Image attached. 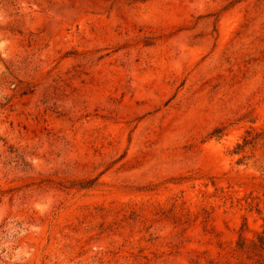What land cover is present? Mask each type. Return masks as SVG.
Returning a JSON list of instances; mask_svg holds the SVG:
<instances>
[{
    "label": "rangeland",
    "instance_id": "obj_1",
    "mask_svg": "<svg viewBox=\"0 0 264 264\" xmlns=\"http://www.w3.org/2000/svg\"><path fill=\"white\" fill-rule=\"evenodd\" d=\"M263 227L264 0H0V264H257Z\"/></svg>",
    "mask_w": 264,
    "mask_h": 264
},
{
    "label": "trees",
    "instance_id": "obj_2",
    "mask_svg": "<svg viewBox=\"0 0 264 264\" xmlns=\"http://www.w3.org/2000/svg\"><path fill=\"white\" fill-rule=\"evenodd\" d=\"M234 251L247 259H253L257 264H264V227L250 240L240 238Z\"/></svg>",
    "mask_w": 264,
    "mask_h": 264
}]
</instances>
